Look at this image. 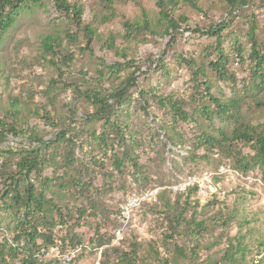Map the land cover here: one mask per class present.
<instances>
[{
    "label": "rangeland",
    "instance_id": "1",
    "mask_svg": "<svg viewBox=\"0 0 264 264\" xmlns=\"http://www.w3.org/2000/svg\"><path fill=\"white\" fill-rule=\"evenodd\" d=\"M68 1L82 5V24H92L97 36L89 41L90 49L75 51V56L67 65L60 63L64 71L61 81L74 83L81 90L96 89L104 93L117 86L135 67H139V71L135 73V85L129 89V97L124 104V109L127 110L124 117H128L129 130L136 138L134 154L141 163L140 173L134 172L129 166H126L122 175L114 171L112 152L109 151L105 157L101 156L91 136L93 130L97 129L98 122L89 121L86 117L87 113L93 111L88 100L71 88L60 83H51V79H58V72L51 60L58 61L60 54L44 53L41 44L43 36L55 34L61 40V55L75 49L64 39L66 33L77 32L83 38V32L55 8L52 0H39L37 4L23 5L15 23L0 42V133L16 127L17 135L16 143L9 141L13 147L0 135V155L12 161L11 164L8 162L5 173L18 170L16 163L19 153L26 150L34 149L47 158L55 152V162L45 164L42 174L34 178L33 185L37 193L43 192L65 214H73L81 205L74 185L78 177L76 166L80 164H70L65 147L54 148L53 144L44 145L41 142L51 140L59 130L66 128L79 139L88 140L86 145L103 162V166H88V170L81 163V168L84 179H87L85 175L89 173L100 186L98 200L104 201L110 209L117 207L129 192L146 188L158 189L157 203H143L134 211L122 237L112 241L109 246H121L125 249L129 243H137L138 255L144 259H153L155 256L150 248L162 254L167 247L172 254V245H165L163 242L165 219H162L164 213L158 209L163 207L162 196L170 202L174 199L183 201L188 197V201L197 211V219L204 218L209 224L212 219L223 216L229 221L227 227H214L198 237L203 248L198 250L199 256L195 259L197 264H213L215 259L224 254L230 243L242 251L236 252L234 262L227 261L225 264H264V173L258 169L247 174L237 172L230 160L222 158L217 150L209 151L205 157H202L205 155L202 148L194 152L195 156L190 154L200 131H207L212 135L217 133L198 112L199 108L209 102L198 94L195 83L191 80L192 68L188 64L192 58L202 67L203 79L210 81L212 85L211 92L222 100L233 102L231 107L242 115L244 121L252 126L263 123L264 107L258 103L264 100V89L259 90L250 83L247 54L250 42L247 32L248 19L254 14L258 23L256 36L264 47V0H250L249 4L236 10L233 17L226 11L222 0H197V8L181 3L174 15H183L188 21L179 32L173 33V39L163 32L157 0H115L111 11L105 10L100 0ZM144 18L154 33L146 32L127 37L123 20L141 22ZM224 19L230 21V25L222 32L221 47L229 57L226 67L234 77L232 82L219 81L216 74L209 69V63L218 58L215 48L217 43L214 37L198 32V29L207 30ZM109 33L116 37L120 50L127 59L116 57L104 49L101 39ZM237 44L244 51L243 60H239L234 51ZM113 63H120L125 67L117 72L108 71V66ZM100 74L103 76L100 77ZM151 87L164 95H175L191 115L189 122L178 123L176 126L178 134L182 136L181 141L176 145L167 143L165 152L159 148L152 134L160 122L169 121V116L167 110L158 106L150 95ZM141 90L148 101L150 113L156 116L155 121L151 116L146 117L139 108L137 100L141 98ZM11 96L17 98L16 108L10 102ZM70 104L76 109L73 120L68 119ZM14 112L17 114L14 115ZM48 113L52 123H56L54 126L44 121ZM214 121L215 128L229 130L227 122H221L217 117ZM159 137L166 141L164 133L161 132ZM238 148L244 152L250 151L248 146L241 144H238ZM114 149L117 153L122 151L116 146ZM11 150L13 155L8 156L7 152ZM76 157H82L78 149ZM137 176L145 178L144 185L139 186L135 182ZM44 182L46 186H43ZM174 185L185 186V189L175 191L172 189ZM199 185L207 191L206 197L198 195ZM23 186L24 182L21 180L20 187ZM3 192L4 187L0 186V224L7 232L15 235L18 230L15 227L14 209H8L10 199L3 198ZM20 213L17 211L16 215ZM48 217L58 221L54 213H49ZM72 221L74 220H69V223ZM67 225L62 223V228L57 233L59 237H63ZM95 227V220L87 218L82 228L77 229V234L82 239V244L77 245L81 247V251L69 264H98L102 259V252L107 246L99 248L93 243ZM60 239L63 244L62 238ZM188 241L187 237H177L178 244L183 245ZM211 243L213 245L207 249L206 246ZM63 245L62 250L69 248ZM19 259L14 260L13 264H20ZM177 260V264L186 262L181 256ZM157 263L161 264V261ZM44 264L61 263L48 259ZM171 264H174L173 261Z\"/></svg>",
    "mask_w": 264,
    "mask_h": 264
},
{
    "label": "trees",
    "instance_id": "2",
    "mask_svg": "<svg viewBox=\"0 0 264 264\" xmlns=\"http://www.w3.org/2000/svg\"><path fill=\"white\" fill-rule=\"evenodd\" d=\"M52 1L55 8L65 14L74 27H78L83 32V38H81L77 32L71 31L66 33L64 39L71 43L75 49L74 51H69L67 54L61 55V40L58 39L55 34L43 36L41 44L44 53L51 55L60 54L58 61L51 60V63L58 72V79H51V83L54 85L60 83L66 88H71L75 93H78L79 96L88 100L89 104L93 107V111L87 113L86 117L89 121L98 122V127L93 130L91 136L101 156L105 157L109 154V151L112 152L111 159L114 171L122 175L124 174L126 166H129L134 172L140 173L141 163L139 162L138 156L134 154V147L137 145L136 138L134 133L129 130L130 123L128 117H124L127 115L124 104L129 97V89L135 85V73L139 71V67H135L117 86L110 90H106L104 93L96 89L81 90L74 83L68 84L65 81H61L64 71L60 63L67 65L72 57L75 56V51L83 52L86 49H90L88 43L97 36V33L92 24H82L83 7L80 3H70L68 0ZM100 1L103 8L107 11L112 10L115 2V0ZM196 1L197 0L156 1L159 20L164 26V34L172 38L173 33L179 32L182 25L188 21L187 17L183 15H174L177 6L181 3H187L197 8ZM222 1L226 5V11L230 17H233L234 12L249 4L250 0ZM38 2L39 0H0V42L3 35L15 23L21 11V7L31 3L37 4ZM122 25L127 37H135L138 34L146 32L154 33L146 18L141 22L125 19ZM229 25L230 21L224 19L210 26L207 30L198 29L201 35L214 37L216 40L217 46L215 48L218 51V58L215 61H211L208 67L216 74L217 79L223 82H232L234 80L232 73L226 67V64L229 62V57L224 53L221 47L222 32L227 29ZM257 27L258 23L253 14L248 19L247 37L250 42V49L247 53L249 58L248 73L252 86L261 90L264 89V47L261 46L257 39ZM101 42L105 50L112 52L116 57L127 59L123 51L120 50L116 37L111 33L103 37ZM234 51L239 60L244 59V51L240 45H235ZM188 64L192 68L191 80L195 83L194 86H196L198 94L202 99H207L209 102L199 108L198 112L203 116L207 125L217 133L216 135H212L207 131H200L190 154L195 156L194 152L202 148L205 150V155L202 157H205L209 151L217 150L222 158L230 160L233 168L237 172L247 174L250 171L258 169L264 173V122L257 126H252L244 121L242 115L231 107L233 102L230 100H222L211 92L212 85L210 81L203 79L204 73L202 67L198 66L192 58L189 59ZM122 67H125V65L113 63L109 65L107 69L108 71L116 70L117 72ZM101 76L103 75L100 74V77ZM200 77L201 80L199 79ZM149 91L151 92L150 95L157 102V105L164 107L168 112L169 121L160 122L152 134L155 137V141L158 142L159 148L165 152V148L168 145L167 143L176 145L181 141L182 136L178 134L176 126L178 123L189 122L191 120V115L188 114L182 102L176 98L175 95L170 93L164 95L155 87H151ZM201 93H203V96ZM139 96L141 97L140 100H137L139 108L146 117L151 116L152 120L155 121L156 116L150 113L148 101L143 96L142 90ZM10 102L14 108L17 107V98L11 96ZM258 104L264 107V100L260 101ZM75 110V107L70 104L68 108L69 120H73ZM13 114L16 115L17 112ZM49 115L48 113V115L44 117L46 124L52 123L51 116ZM215 117L219 118L221 122H227L230 126L229 130L226 131L222 127L215 128ZM52 124V126H54L56 123ZM15 129L16 127L0 133L1 138L7 139L10 147H13V144L10 142L16 141L15 136L17 135L15 134ZM161 132L166 135L167 142L161 140L159 137ZM41 142L44 143V145L53 144L54 148H59L61 146L63 148L65 147L68 151L67 157L70 164H80L76 166V168H78L76 171L78 177H76L74 185L80 196L81 205L73 214H65L63 209L56 206L43 192L37 193L35 191L33 185L34 178L42 174L45 164L55 162V152L54 154L52 153L49 158L34 149L26 150L22 154L19 153L18 162L16 163L18 170L9 174L5 173V170L9 166L8 162L11 164L12 161L8 157H2L3 163L0 168V176L2 179H0V186L4 187L2 197H9L10 199V203L7 207L8 209H14L15 227L18 231L15 235H12L0 224V264H13L14 260L17 258H20V264H44L48 259L37 255V253L40 247L52 244L56 237H59V235L53 231L56 224H68L63 237H59L62 238L64 247L72 248L78 244H82V239L78 236L77 229L82 228L83 222L87 218H91L96 222L93 238L95 246L99 248L107 246V248L103 250V257L98 264H160L157 263L160 261L161 264H171V261L177 264V259L180 256L186 259V262L183 264H197L195 259L199 256L198 250L203 248L198 237H202L205 232H208L209 229H214V227L225 228L229 223L228 219L223 216L212 219L209 224L204 218L197 219L195 216L197 211L188 201V197L183 199V201L174 199L173 202H170L168 198L162 196L163 207L158 209L160 212L164 213L162 219H165V231L162 237L165 245H172V254L169 253L167 247L165 249L166 252L162 254L160 251H155V249L153 250L150 248L152 252L154 251L155 256H153V259H144L138 255L137 243H129L125 249L121 246H109L114 236V230L122 225L119 220V205L110 209L106 206L104 201L98 200L101 193L100 186L93 181L89 173H86L85 176H87V179H84V171L81 168V163L84 168L88 170V166L97 168L99 165L103 166V162L97 157V154L86 145L88 140L79 139L75 133H69L66 128L59 130L51 140H42ZM238 144L248 146L250 151L244 152L241 148H238ZM115 146L122 150L121 153H117L114 149ZM76 149L82 154L80 159L76 157ZM7 153L8 156L13 155L12 150ZM4 160H6L7 163ZM21 180L24 182L23 187H20ZM135 182L139 183V186H142L145 183V178L137 176ZM43 186H46L45 182ZM131 193L132 192L127 193L122 200ZM151 208L154 209L152 206ZM17 211L21 212L20 215H16ZM188 211H190L189 214L185 215ZM49 213H54L58 217V221L49 218ZM69 220L74 221L69 223ZM180 235L189 238V241L183 245L178 244L177 237ZM8 237L9 240L7 239ZM39 240H41V243H38ZM212 245V243L207 245V249H210ZM239 250L242 251V249L235 248V246L230 243L224 254L215 259L213 264H225L227 261L234 262L236 260L235 254Z\"/></svg>",
    "mask_w": 264,
    "mask_h": 264
},
{
    "label": "built area",
    "instance_id": "3",
    "mask_svg": "<svg viewBox=\"0 0 264 264\" xmlns=\"http://www.w3.org/2000/svg\"><path fill=\"white\" fill-rule=\"evenodd\" d=\"M3 163V158L0 156V168ZM173 190L185 189L184 187H178V185L172 186ZM197 193L201 197L207 196V191L199 185L197 187ZM158 201V189L156 188H147L140 190L138 192H132L124 200L119 203L118 212L119 220L122 225L114 230V236L112 241L115 242L122 237L124 228L128 225L130 217L134 211L139 209L143 203L154 204ZM62 224H56L54 227V233L60 232ZM9 240V237L7 238ZM62 241L60 238L56 237L55 241L48 245L40 247L37 255L45 259H53L61 264L71 263L78 253L81 251L80 246H75L62 250Z\"/></svg>",
    "mask_w": 264,
    "mask_h": 264
}]
</instances>
